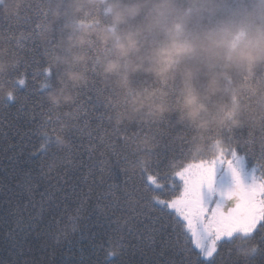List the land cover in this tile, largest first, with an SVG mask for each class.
<instances>
[{"label":"snow or ice","instance_id":"1","mask_svg":"<svg viewBox=\"0 0 264 264\" xmlns=\"http://www.w3.org/2000/svg\"><path fill=\"white\" fill-rule=\"evenodd\" d=\"M28 8L23 18L6 19L11 25L36 18L27 35L0 32V52L15 58L13 68L0 74V83L9 86L0 97V153L12 178L11 184L0 178L9 209L0 215L11 218L4 236L14 247L40 253L39 260L28 256L23 264H55L93 215L102 221L96 227L107 229L108 249L98 264H113L126 252L139 255L141 264H264V125L211 129L207 139L215 154L191 157L185 145L195 136L172 135L170 117L135 127L114 123L125 107L95 80L71 103L54 104L47 93L57 73L48 59L55 43L42 46L38 39L47 10L42 0ZM90 71L101 75L95 59ZM141 136L154 142L140 145ZM249 156L257 164L245 180ZM133 163L138 167L130 168ZM222 170L231 175L230 187L223 185ZM65 218L71 229L61 226ZM240 248L247 253L239 255ZM72 255L70 249L62 253Z\"/></svg>","mask_w":264,"mask_h":264},{"label":"trees","instance_id":"2","mask_svg":"<svg viewBox=\"0 0 264 264\" xmlns=\"http://www.w3.org/2000/svg\"><path fill=\"white\" fill-rule=\"evenodd\" d=\"M42 3L47 19L38 39L42 46L54 41L55 52L48 59L57 69L47 99L50 93L60 90L76 99L77 91L85 84L92 86L95 80L96 87L114 91L112 101L125 107L122 115L114 116V123L135 127V122L148 125L161 117H170L172 135L180 140L185 139L186 132L189 137L195 136L189 146L185 145L186 151L191 148V157L205 151L209 156L215 154L207 139L211 129L264 125V0H42ZM30 4L34 0H0V32L10 30L15 37L27 35L36 18L31 23L20 20L11 25L6 19L23 18L31 11ZM174 47H182L184 51L169 57L166 53ZM93 49L99 50L98 57L92 56ZM93 59L101 74L96 78L90 71ZM14 63L15 58L0 52V74L9 72ZM109 65L111 70L106 71ZM71 73L81 79L70 80ZM0 88L9 90L6 83H0ZM16 107L15 103L11 105L13 110ZM153 142L152 137L137 138L140 145ZM240 151L243 154V149ZM246 160L257 164V159L251 156ZM167 163V159L163 160L161 167ZM8 164L0 153V178L11 184L12 178L5 171ZM131 165L138 167L136 163ZM16 168L13 165L9 171ZM116 179H121L118 171ZM6 195H0V213L9 210L4 204ZM98 223L102 221L95 215L85 221L81 233L71 237L72 244L64 245L57 253L55 264L103 261L108 249L103 234L107 229L96 227ZM61 226L71 229L72 223L65 218ZM8 228L11 218L0 215V264H23L28 256L39 260L38 251L21 253L13 246L4 236ZM92 232H97V236L92 237ZM101 244L103 248L99 247ZM69 249L74 255L63 257L62 253ZM247 250L240 248L237 252L243 256L241 253ZM141 259L126 252L116 257L113 264H141Z\"/></svg>","mask_w":264,"mask_h":264},{"label":"clouds","instance_id":"3","mask_svg":"<svg viewBox=\"0 0 264 264\" xmlns=\"http://www.w3.org/2000/svg\"><path fill=\"white\" fill-rule=\"evenodd\" d=\"M121 47H123V45H121ZM183 51H184V49L182 47H174L173 49L168 50L166 54L169 57H171L174 55H180ZM111 67H112V65H109V67H108V69H106V71H110ZM69 79L73 80L75 82V81H79L81 78L78 74L71 73V74H69ZM0 92H2V95H0V97H6L9 90H5L3 88H0ZM48 99L52 103L68 104V103H71L72 101H74L75 97L71 93H66L63 90H60L58 92L50 93ZM129 167L135 168L137 166L136 165H129ZM241 254H246V253H241Z\"/></svg>","mask_w":264,"mask_h":264},{"label":"rangeland","instance_id":"4","mask_svg":"<svg viewBox=\"0 0 264 264\" xmlns=\"http://www.w3.org/2000/svg\"><path fill=\"white\" fill-rule=\"evenodd\" d=\"M254 166H256V165L255 164H250L246 160V170H245L244 173H242V177L245 180L247 179V170H250ZM221 175L223 176V185L225 187H230L231 186V175H230V173H228L226 170H222Z\"/></svg>","mask_w":264,"mask_h":264}]
</instances>
